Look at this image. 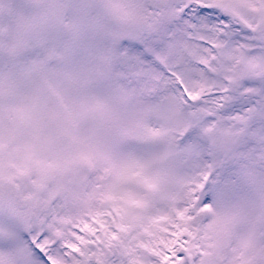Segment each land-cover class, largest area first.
Masks as SVG:
<instances>
[{"label":"snow or ice","instance_id":"snow-or-ice-1","mask_svg":"<svg viewBox=\"0 0 264 264\" xmlns=\"http://www.w3.org/2000/svg\"><path fill=\"white\" fill-rule=\"evenodd\" d=\"M0 264H264V0H0Z\"/></svg>","mask_w":264,"mask_h":264}]
</instances>
